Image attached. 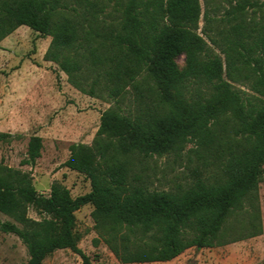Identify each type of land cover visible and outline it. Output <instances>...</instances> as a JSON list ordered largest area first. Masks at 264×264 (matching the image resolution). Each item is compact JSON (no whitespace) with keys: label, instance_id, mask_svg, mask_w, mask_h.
Segmentation results:
<instances>
[{"label":"trees","instance_id":"16d2710c","mask_svg":"<svg viewBox=\"0 0 264 264\" xmlns=\"http://www.w3.org/2000/svg\"><path fill=\"white\" fill-rule=\"evenodd\" d=\"M224 1L222 20L203 32L208 46L198 33L200 0H0V42L21 26L49 37L44 59L80 93L114 102L92 143L70 145L64 162L89 180V193L72 198L53 183L41 196L30 172L0 163V213L13 220L0 231L23 243L27 264L66 249L91 264L75 234V213L88 204L121 264L212 248L234 211L255 207L264 182V0ZM109 7L116 16L107 22ZM188 144L194 166L184 186L150 190L149 175L133 170L135 158L180 156ZM42 148L30 136L20 165L34 168ZM29 207L45 217L28 218Z\"/></svg>","mask_w":264,"mask_h":264},{"label":"rangeland","instance_id":"374dc122","mask_svg":"<svg viewBox=\"0 0 264 264\" xmlns=\"http://www.w3.org/2000/svg\"><path fill=\"white\" fill-rule=\"evenodd\" d=\"M201 16L198 33L208 46V33L222 20L229 6L224 0H200ZM111 13L113 7L103 14ZM208 21H211L208 24ZM50 43L29 28L21 26L0 42V133L13 138L0 140V163L23 172H30L36 192L46 197L50 186L58 183L76 198L90 192V183L82 174L64 167L72 144L90 145L99 127L101 113L114 106L104 94L90 97L74 89L59 67L44 59ZM215 53H219L214 49ZM186 55L176 59L177 70L186 69ZM238 89L246 90L238 85ZM130 94L122 100L121 108L132 107ZM42 139L41 157L34 168L21 166L26 156L30 136ZM192 144L185 146L180 156H153L142 162L133 159V170L149 175L150 190H175L189 182L187 157ZM93 207L85 205L75 213V234L79 249L91 264H121L95 229ZM27 217L40 221L44 215L29 207ZM0 222H12L0 213ZM253 224L256 227H253ZM19 227V225H18ZM257 232V235H253ZM28 254L23 243L13 234L0 231V264H27ZM42 264H82L81 258L70 250H56ZM146 264H264V182L258 189L254 208L244 205L234 211L224 224L221 244L212 248H188L168 262Z\"/></svg>","mask_w":264,"mask_h":264}]
</instances>
